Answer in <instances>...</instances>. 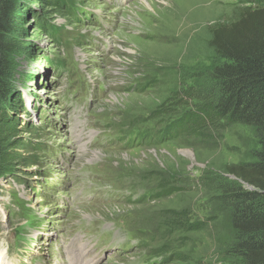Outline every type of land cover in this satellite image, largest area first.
Returning a JSON list of instances; mask_svg holds the SVG:
<instances>
[{
    "label": "rangeland",
    "instance_id": "374dc122",
    "mask_svg": "<svg viewBox=\"0 0 264 264\" xmlns=\"http://www.w3.org/2000/svg\"><path fill=\"white\" fill-rule=\"evenodd\" d=\"M17 1L0 33L1 262L73 264L84 244L94 264H242L220 196L259 144L213 110L210 32L254 0Z\"/></svg>",
    "mask_w": 264,
    "mask_h": 264
},
{
    "label": "trees",
    "instance_id": "16d2710c",
    "mask_svg": "<svg viewBox=\"0 0 264 264\" xmlns=\"http://www.w3.org/2000/svg\"><path fill=\"white\" fill-rule=\"evenodd\" d=\"M17 3L0 0L2 35L15 27L13 15ZM253 3L214 23L210 32V44L221 59L212 70L220 85V97L213 110L224 121L250 126L259 144L253 151V161L226 166V173L236 180L226 183L220 196L235 230L231 249L242 264H264V0ZM6 51L3 45L2 52ZM4 63L5 55L0 56L1 72ZM157 138L159 142L163 139L161 135ZM150 139L151 143L155 140Z\"/></svg>",
    "mask_w": 264,
    "mask_h": 264
},
{
    "label": "bare ground",
    "instance_id": "6f19581e",
    "mask_svg": "<svg viewBox=\"0 0 264 264\" xmlns=\"http://www.w3.org/2000/svg\"><path fill=\"white\" fill-rule=\"evenodd\" d=\"M86 214V213H85ZM89 216V215H88ZM73 250H71V258H70V262H73V264H94L93 262L96 260L95 256H90L89 258H86V256L90 253L89 249L86 245L84 244H74ZM4 252H2L1 254H3ZM78 260H75V259ZM69 259V258H68ZM2 258L0 256V264H3L2 262Z\"/></svg>",
    "mask_w": 264,
    "mask_h": 264
},
{
    "label": "water",
    "instance_id": "95a60500",
    "mask_svg": "<svg viewBox=\"0 0 264 264\" xmlns=\"http://www.w3.org/2000/svg\"><path fill=\"white\" fill-rule=\"evenodd\" d=\"M232 178H234V179H236L235 177H233V176H231ZM248 188H252L251 186H249V185H246Z\"/></svg>",
    "mask_w": 264,
    "mask_h": 264
}]
</instances>
